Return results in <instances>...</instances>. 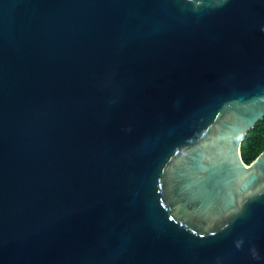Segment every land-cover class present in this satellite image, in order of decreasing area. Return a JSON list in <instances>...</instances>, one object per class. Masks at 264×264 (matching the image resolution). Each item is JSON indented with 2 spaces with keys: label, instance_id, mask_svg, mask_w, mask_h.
Instances as JSON below:
<instances>
[{
  "label": "water",
  "instance_id": "1",
  "mask_svg": "<svg viewBox=\"0 0 264 264\" xmlns=\"http://www.w3.org/2000/svg\"><path fill=\"white\" fill-rule=\"evenodd\" d=\"M264 0H0V264H264Z\"/></svg>",
  "mask_w": 264,
  "mask_h": 264
},
{
  "label": "trees",
  "instance_id": "2",
  "mask_svg": "<svg viewBox=\"0 0 264 264\" xmlns=\"http://www.w3.org/2000/svg\"><path fill=\"white\" fill-rule=\"evenodd\" d=\"M264 151V119L245 138L241 152L245 164L252 163Z\"/></svg>",
  "mask_w": 264,
  "mask_h": 264
}]
</instances>
